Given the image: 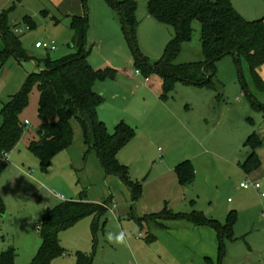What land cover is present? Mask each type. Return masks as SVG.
Segmentation results:
<instances>
[{
    "label": "rangeland",
    "instance_id": "1",
    "mask_svg": "<svg viewBox=\"0 0 264 264\" xmlns=\"http://www.w3.org/2000/svg\"><path fill=\"white\" fill-rule=\"evenodd\" d=\"M134 1L138 47L149 64L154 65L175 39V31L148 16L149 0ZM72 2V6L59 9L51 0H0V14H4L16 36L20 37L23 50L31 58L17 61L11 57L4 65L0 63V127L4 106L21 90L30 75L40 71L37 62L43 65L47 58L62 59L75 52L71 30L74 17L90 22L85 48L88 62L95 70L110 61L116 65L115 69L128 73L136 71L134 53L124 34L121 18L108 1ZM231 2L245 20L264 19V0ZM44 42H54L57 50H43ZM4 47L0 38V51ZM203 61L201 26L195 22L192 39L182 45L176 64ZM216 69L214 83L217 91L176 84L167 100L163 99L167 105L166 118L162 117L166 127L160 124L157 133L152 125L145 123L142 94L125 93L117 101L121 107L130 106L129 111L122 114L121 122L135 131V138L121 149L118 160L127 167L129 181L142 188V196L136 203L125 182L105 174L96 154L87 145L83 125L76 118L69 121L72 144L47 165L43 167L28 150L30 143L38 140L42 125L38 114L40 93L35 84L29 105L19 116L23 126L26 121L29 125L24 126L20 142L9 154L8 166L0 175V195L5 213L9 215L0 219V254L14 249L15 264H31L42 245L40 226L49 210L63 202L83 201L107 204V210L99 218L96 229L93 227L94 218L86 217L61 232L59 241L63 255L52 264H76L78 254L92 257L93 264H264V198L261 196L264 193V113L250 110L243 84L260 102L264 101V90L254 86L244 59L238 65L233 56H227L216 63ZM153 79L157 80V77ZM98 83L97 90H107L110 94L115 89L112 80ZM162 98V95L158 97ZM145 99L156 98L145 93ZM198 99H214L215 108L223 102L237 105L242 101L247 111L245 121L237 129L224 125L216 132L202 131V137H193L178 124V119L175 125L177 123L180 127L173 128L170 108L187 122L200 114L192 107ZM103 100L99 107L100 111L103 109L100 118L113 133L116 124L110 117L114 111ZM203 124L206 125L199 117L198 125ZM254 134L263 145L255 151L246 145ZM254 153L259 161L257 168L256 160L252 158L250 161ZM198 154L202 156L196 158ZM185 161H191L194 166L193 182L181 185L175 173L177 185H169L167 170L176 165L175 171ZM247 182L260 184L261 192L253 188L241 189L240 185ZM57 195L63 199L56 200ZM165 209L187 217L194 212H204L206 217L221 223L234 213L237 217L234 241L225 243L221 261L216 234L211 228L196 227L185 217L160 221L159 224L166 229L161 226L157 229L145 221L146 216L159 215ZM153 237L155 240H149Z\"/></svg>",
    "mask_w": 264,
    "mask_h": 264
},
{
    "label": "trees",
    "instance_id": "2",
    "mask_svg": "<svg viewBox=\"0 0 264 264\" xmlns=\"http://www.w3.org/2000/svg\"><path fill=\"white\" fill-rule=\"evenodd\" d=\"M120 18L126 39L134 53V66L145 78L158 76L163 83V99L168 98L176 84L182 83L196 88L217 91L214 79L216 63L227 56H233L240 65L241 60L248 64L251 79L256 88L264 90V82L259 70L264 65V19L245 20L233 7L231 0H149V16L175 31V39L168 44L162 59L150 65L139 50L137 43V6L134 0H107ZM85 2V0H84ZM201 26V44L204 61L200 63L177 65L182 45L189 42L193 35V24ZM34 28L35 25L31 23ZM31 27V29H32ZM90 28L88 19L74 17L71 30L74 33L72 48L75 52L62 59L37 62L38 73L28 77L21 90L12 97L2 111L3 125L0 127V175L8 166V156L20 142L24 126L19 121L20 114L29 105L32 87L37 84L40 98L38 114L42 125L38 131V140L30 143L28 150L44 167L50 160L66 150L73 142V132L69 126L71 118L83 125L87 145L96 154L99 164L107 176H116L125 182L131 191L134 203L142 196V188L133 185L128 178L127 167L120 164L118 154L135 138V131L125 122L119 123L110 133L107 126L99 120L98 110L103 103L101 96L95 93L94 86L99 81L113 80L117 72L113 69L95 70L88 62L86 51L87 33ZM0 38L5 47L0 51L2 65L13 57L17 61L31 59L22 48L20 37L0 14ZM246 95L257 112H264V105L254 99L243 84ZM221 95L218 94V98ZM56 118V121H53ZM253 150L261 148L260 138L254 134L246 141ZM254 158L255 167L259 161ZM181 185L194 180V168L190 162H184L176 168ZM107 204H89L83 201L63 202L49 210L40 226L42 245L31 264H52L63 255L59 237L61 232L76 225L86 217H93V227L98 226L99 218L107 210ZM5 207L0 195V219L5 215ZM187 218L196 226L213 229L217 235L219 262L225 253V243L234 241V227L237 217L232 213L225 223L207 218L203 213L190 216L175 215L165 209L164 212L145 217L152 225L162 227L160 221ZM141 222V221H140ZM149 239V238H148ZM155 240L154 237L149 239ZM14 249L0 254V264H15ZM76 264H93L92 257L78 254Z\"/></svg>",
    "mask_w": 264,
    "mask_h": 264
},
{
    "label": "crops",
    "instance_id": "3",
    "mask_svg": "<svg viewBox=\"0 0 264 264\" xmlns=\"http://www.w3.org/2000/svg\"><path fill=\"white\" fill-rule=\"evenodd\" d=\"M51 1L55 5H57L59 9H60V7L68 8V7L72 6V4H73L72 0H51ZM76 4H78V3H76ZM64 15H70V14H64ZM103 15H106V14L103 13ZM150 18L154 19L151 16H150ZM114 66H116V65H114L110 61H107L101 66L102 68H99V70L113 69L117 72L115 79L112 80L113 82H115L114 83L115 89H113L112 92H110V94H109L107 92V90H102L100 88H99V90L96 89L97 84H99L98 82L94 86L95 93L98 94L99 96H101L102 99H105V101L109 105L110 109H112L114 111L112 113L113 116L110 117V120L112 121V123H114V125L116 124V126L119 123H121V119L124 118L122 114L129 111V108H130V106L121 107L120 104H116V103H118L117 101H119L120 98H123V96H125V93H127V95L128 94L134 95L135 93H140V94H142V103L144 105V108L142 106V109L145 113V123L147 125H152V127L154 128V131H155L154 133H157V131L159 130L158 127L160 126V124L166 127V124H165L162 117L165 116V118H166V106L167 105H165L166 103L163 102V98H162V100L158 99V97L163 95V83H162L161 78H159L158 76H155V77H157V80H154L153 79L154 76H153L152 78L151 77L149 78V81H146L145 77L143 75L138 76L136 74L137 70L135 72L131 71V73H128L127 71H124V70L119 69V68L115 69V68H113ZM40 69L42 70L43 68L41 67ZM259 74H260V76L264 82V65L259 70ZM185 86H187V85H185ZM188 87H192V86H188ZM192 88H196V87H192ZM197 89H205V88H197ZM145 93H146V95H151L152 97H154L156 99H145ZM246 98H248V97H246ZM109 99H111V100L114 99L112 101H115V102L111 103L112 101H109ZM134 100L135 99H133L132 101H134ZM165 100H167V99H165ZM258 100L259 99H257V101ZM247 101H248V105L250 106V110L253 113H259V114L264 113V112L255 111V109L253 108L249 98L247 99ZM103 102H104V100H103ZM213 102H214V99H198V100H196L195 104L192 105V107H193V109L199 111L200 114L195 116L196 119L194 118V119H188L187 120V118H186L187 122H184V120H181V118H179L180 116H178V114L176 112L174 113V111L170 108V110L172 111L171 117L174 119V123H172L174 125L172 127L173 128L180 127V126H178V124H180L182 126V128L185 129L188 133H191V135H193V137L197 136V135L198 136L200 135V137H202L203 132H209V131L216 132L219 128H221L224 125H230L234 129H237L239 127L240 123H244L245 117L247 115L246 114L247 111H246L245 106H244L245 103H243L241 101V102H238L236 105V104H229L227 102H223L220 104L221 106H218L215 108ZM263 102H260V100H259V103L264 105ZM102 112H103L102 108H101V111L98 110V117H99L100 121L102 120L100 118V115ZM250 113L251 112L249 111V115H250ZM199 117L201 119V122L206 123V125H204V124H203L204 126L198 125ZM176 119H178V121H177L178 124L176 123V125H175ZM122 122H124V121H122ZM161 122H164V123H161ZM158 123H159V125L156 126V124H158ZM209 124H212V125L210 126ZM196 142H199V140L196 139ZM199 156H202V155L198 154L196 156V158ZM185 162H187V161H185ZM188 162L191 163V161H188ZM182 163H184V162H182ZM182 163H180V164H182ZM175 166L176 165L171 166L167 170L168 176L170 178L169 185L172 184L173 186L177 185V178H175L176 169L174 171ZM192 166H193V164H192ZM194 174H195V172H194ZM176 175H177V173H176ZM176 192H177V195H179L180 190H178ZM55 198H56V200H62L63 199V198H59V197H55ZM194 213H196V212H194ZM198 213L204 214V212H198ZM204 215H206V214H204ZM3 219H5V218H3ZM209 219H212V218H209ZM213 220H215V219H213ZM194 226H196V225H194ZM154 227H157V229H158V226L154 225ZM196 227L203 228L205 226H196ZM207 228H209V227H207ZM164 229H166V226H164ZM216 238H217V235H216ZM217 242H218V240H217ZM218 256H219V252H218ZM206 260H208V259L206 258Z\"/></svg>",
    "mask_w": 264,
    "mask_h": 264
},
{
    "label": "built area",
    "instance_id": "4",
    "mask_svg": "<svg viewBox=\"0 0 264 264\" xmlns=\"http://www.w3.org/2000/svg\"><path fill=\"white\" fill-rule=\"evenodd\" d=\"M42 49L45 50V51H48V52H55L57 50V47H56V44L54 42H44L42 44ZM136 74L138 76L142 75V73L139 70L136 71ZM145 80L149 81V78H145ZM25 125L28 126L29 122L26 121ZM240 188L243 189V190H247L249 188H253L256 191L261 192V185L258 184L257 182L256 183H250V182L242 183L240 185ZM261 196L264 198V193H261ZM57 197L62 198V197H60L58 195H57ZM263 216H264V213H263ZM119 238L121 239V236Z\"/></svg>",
    "mask_w": 264,
    "mask_h": 264
},
{
    "label": "water",
    "instance_id": "5",
    "mask_svg": "<svg viewBox=\"0 0 264 264\" xmlns=\"http://www.w3.org/2000/svg\"><path fill=\"white\" fill-rule=\"evenodd\" d=\"M7 216H8V215H7V214H5V215L3 216V218H7Z\"/></svg>",
    "mask_w": 264,
    "mask_h": 264
}]
</instances>
